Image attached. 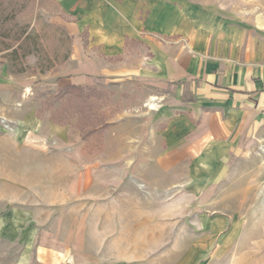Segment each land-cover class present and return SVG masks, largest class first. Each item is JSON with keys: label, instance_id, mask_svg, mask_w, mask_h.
Here are the masks:
<instances>
[{"label": "rangeland", "instance_id": "rangeland-1", "mask_svg": "<svg viewBox=\"0 0 264 264\" xmlns=\"http://www.w3.org/2000/svg\"><path fill=\"white\" fill-rule=\"evenodd\" d=\"M74 1L0 5L3 29L28 24L37 40L21 72L0 51V264H264L262 157L253 174L226 170L185 128L230 114L211 76L243 68L264 81V0H174V35L87 47L132 72L96 79L79 109L52 99L70 69Z\"/></svg>", "mask_w": 264, "mask_h": 264}, {"label": "crops", "instance_id": "crops-1", "mask_svg": "<svg viewBox=\"0 0 264 264\" xmlns=\"http://www.w3.org/2000/svg\"><path fill=\"white\" fill-rule=\"evenodd\" d=\"M173 1L75 0L78 20L74 19L73 37H70L72 43L67 58L70 69L64 74V85L88 87L102 77L131 73L132 68L111 66L99 56L89 55L86 48H104L120 53L129 42L142 37V30L148 34L174 35V6H170ZM210 78L207 83L224 90L227 103L233 107L224 119L211 115L199 117L196 119L198 128L185 119L188 137L191 141H202L205 146L209 144L213 150L220 149L225 158L226 170L252 174L258 172L257 148L264 141V81L253 80L251 72L243 68L232 71L230 75L223 71ZM184 82L171 83L179 85ZM185 120L181 119L183 123ZM182 129L178 127L176 134L180 135ZM157 164L166 167L168 161L158 159Z\"/></svg>", "mask_w": 264, "mask_h": 264}, {"label": "trees", "instance_id": "trees-1", "mask_svg": "<svg viewBox=\"0 0 264 264\" xmlns=\"http://www.w3.org/2000/svg\"><path fill=\"white\" fill-rule=\"evenodd\" d=\"M11 1H8L10 3ZM24 3L26 1H23ZM3 3V0H0V5ZM23 4V3H22ZM23 5H20V7H23ZM3 10V9H2ZM1 11V10H0ZM11 10L10 15L11 17H15V12ZM16 11V10H15ZM4 12V11H3ZM6 17L8 15H1L0 14V24H4L6 22ZM18 25V24H17ZM5 26V25H4ZM12 31L11 27H4L0 26V36L3 38L2 40V48L0 51L4 52V56L9 59V62L12 67H17L18 71L21 72L22 64L24 63V60L30 56L35 55V47L37 45L36 35L34 34L32 27L30 25H18L17 29H14ZM64 30V29H63ZM70 49L68 51V54L64 57L63 61L66 60L69 57ZM38 61L39 58H38ZM47 65L50 64L49 60L47 61ZM52 67V65H51ZM50 66L48 67H42L41 61H40V72H44L46 70H50ZM96 88L92 86L88 87H82L77 86L73 84L64 85L62 87H59L55 93L52 96V99H56L59 101L64 102L62 104L63 106L66 105L69 101L75 100L76 108H83L84 105H92V99L95 98ZM88 98L91 100L90 103H88ZM61 106V107H63ZM86 117V116H84ZM89 118V117H88ZM82 120V119H81ZM52 122H58L63 123V121H55L52 119ZM93 124V122H91ZM98 123L94 124V127L91 129V132H95L98 130Z\"/></svg>", "mask_w": 264, "mask_h": 264}, {"label": "built area", "instance_id": "built-area-1", "mask_svg": "<svg viewBox=\"0 0 264 264\" xmlns=\"http://www.w3.org/2000/svg\"><path fill=\"white\" fill-rule=\"evenodd\" d=\"M257 153H258V155H260L262 157L263 162H264V141L258 145Z\"/></svg>", "mask_w": 264, "mask_h": 264}, {"label": "bare ground", "instance_id": "bare-ground-1", "mask_svg": "<svg viewBox=\"0 0 264 264\" xmlns=\"http://www.w3.org/2000/svg\"><path fill=\"white\" fill-rule=\"evenodd\" d=\"M257 24H258V27L264 29V21L260 19L259 17L257 18ZM151 105L153 106V104Z\"/></svg>", "mask_w": 264, "mask_h": 264}]
</instances>
